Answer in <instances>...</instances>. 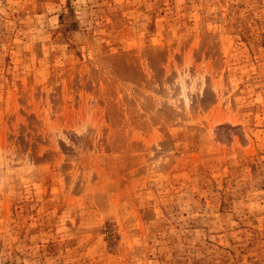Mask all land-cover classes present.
Masks as SVG:
<instances>
[{"label": "rangeland", "instance_id": "rangeland-1", "mask_svg": "<svg viewBox=\"0 0 264 264\" xmlns=\"http://www.w3.org/2000/svg\"><path fill=\"white\" fill-rule=\"evenodd\" d=\"M0 264H264V0H0Z\"/></svg>", "mask_w": 264, "mask_h": 264}]
</instances>
